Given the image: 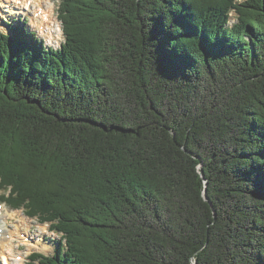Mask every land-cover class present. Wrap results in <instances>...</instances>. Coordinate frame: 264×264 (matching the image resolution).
Listing matches in <instances>:
<instances>
[{"label": "trees", "instance_id": "16d2710c", "mask_svg": "<svg viewBox=\"0 0 264 264\" xmlns=\"http://www.w3.org/2000/svg\"><path fill=\"white\" fill-rule=\"evenodd\" d=\"M58 19L0 32V200L62 241L29 264H264V0Z\"/></svg>", "mask_w": 264, "mask_h": 264}, {"label": "rangeland", "instance_id": "374dc122", "mask_svg": "<svg viewBox=\"0 0 264 264\" xmlns=\"http://www.w3.org/2000/svg\"><path fill=\"white\" fill-rule=\"evenodd\" d=\"M42 1L43 10H45L46 7L51 9L53 22L49 28L51 31L49 34L47 31H40L37 27L32 25L31 12L28 15H26V13L20 15L21 21L23 22L22 18L25 17V20H27L25 26L28 32H32L36 37L42 39L47 47L59 49L64 42L61 23L58 20V10L61 0ZM8 2L11 3L10 1ZM11 12V6L2 3L0 7V31L5 34H8V26L14 27L17 24V16L16 14H10ZM2 217V224L7 225L8 228L6 230L8 232H14V229L17 230L13 240H9V242L11 241L10 246L12 248L11 256L8 257L10 264H29V256L35 252L46 256L52 255L58 247V242H62L60 234L51 231L49 224L40 223L35 218L25 216L22 210L12 211L3 205ZM6 230H4V232H6ZM0 264H4L2 258H0Z\"/></svg>", "mask_w": 264, "mask_h": 264}, {"label": "bare ground", "instance_id": "6f19581e", "mask_svg": "<svg viewBox=\"0 0 264 264\" xmlns=\"http://www.w3.org/2000/svg\"><path fill=\"white\" fill-rule=\"evenodd\" d=\"M5 1L9 5H11L12 10H17V12L12 11L13 14L15 13L16 14H23V13L29 14L31 10L32 25L39 29H41V26L44 25V31H47L48 34L51 32L49 29L53 22L52 15H51V9H48L46 7L45 10H41V7L43 6L42 0H5ZM8 1H10L11 3H9ZM0 220H1V217H0ZM4 227L5 226H3V228H0L1 229L0 230V245H1L0 256H2V258L4 259L3 261L5 263L6 259L4 257L5 256L4 253H6V256L7 255L11 256L10 254L12 253V248L10 246L11 241L9 242L8 240H6V238H4V236L7 233V232H4L5 230Z\"/></svg>", "mask_w": 264, "mask_h": 264}, {"label": "water", "instance_id": "95a60500", "mask_svg": "<svg viewBox=\"0 0 264 264\" xmlns=\"http://www.w3.org/2000/svg\"><path fill=\"white\" fill-rule=\"evenodd\" d=\"M199 167H201V165ZM199 173H200L201 177H203L202 171H200ZM203 194H204V199L207 200V198H206V192L204 191ZM193 264H195V263H193Z\"/></svg>", "mask_w": 264, "mask_h": 264}]
</instances>
